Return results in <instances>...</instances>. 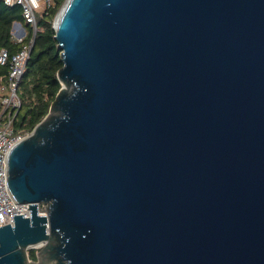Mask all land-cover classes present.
Instances as JSON below:
<instances>
[{"label":"water","instance_id":"1","mask_svg":"<svg viewBox=\"0 0 264 264\" xmlns=\"http://www.w3.org/2000/svg\"><path fill=\"white\" fill-rule=\"evenodd\" d=\"M54 30L0 264H264V0H66Z\"/></svg>","mask_w":264,"mask_h":264},{"label":"built area","instance_id":"2","mask_svg":"<svg viewBox=\"0 0 264 264\" xmlns=\"http://www.w3.org/2000/svg\"><path fill=\"white\" fill-rule=\"evenodd\" d=\"M66 1V0H65ZM8 7L19 6L23 21L12 25L11 40L19 46L15 53L0 49V66H9L6 80L0 84V228L14 226V216L30 217L28 205H20L8 188V157L11 150L30 135V131L16 130L15 119L22 103L18 95L20 81L26 71L38 31L37 17L57 5L58 0H3ZM39 205L40 213H45Z\"/></svg>","mask_w":264,"mask_h":264},{"label":"trees","instance_id":"3","mask_svg":"<svg viewBox=\"0 0 264 264\" xmlns=\"http://www.w3.org/2000/svg\"><path fill=\"white\" fill-rule=\"evenodd\" d=\"M64 2L65 0H58L54 8L37 17L38 31L34 48L18 89L22 103L14 125L18 131H33L48 115L61 89L57 73L63 67V62L54 38L53 21ZM16 21H23L21 8L8 7L0 0V49H7L12 54L19 49L11 40L12 25ZM8 73L9 66H0V84L7 79ZM29 257L33 261L37 260L33 251Z\"/></svg>","mask_w":264,"mask_h":264},{"label":"rangeland","instance_id":"4","mask_svg":"<svg viewBox=\"0 0 264 264\" xmlns=\"http://www.w3.org/2000/svg\"><path fill=\"white\" fill-rule=\"evenodd\" d=\"M65 3V2H64ZM64 5V4H63ZM62 5V6H63ZM62 8V7H61ZM61 8L59 9V11H58V13L60 12V10H61ZM57 13V14H58ZM38 16H40V13L38 14ZM56 17V16H55ZM54 22H55V18H54V21H53V27H54ZM32 132V131H31ZM41 208H42V210H44V211H46V209H47V206L46 205H44V204H41V206H40ZM43 248V246L42 247H34V248H31V249H29L28 251H27V253H28V256L30 255V253L33 251V252H35L36 253V255H38V252L41 250ZM31 260V259H30ZM33 261V260H32ZM37 261V260H36ZM55 262H50V263H48V264H54Z\"/></svg>","mask_w":264,"mask_h":264}]
</instances>
